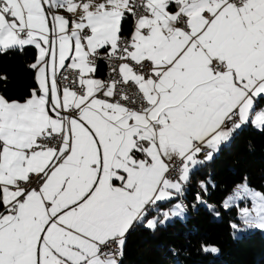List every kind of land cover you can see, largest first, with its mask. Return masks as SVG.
I'll return each instance as SVG.
<instances>
[{
    "label": "snow or ice",
    "instance_id": "snow-or-ice-1",
    "mask_svg": "<svg viewBox=\"0 0 264 264\" xmlns=\"http://www.w3.org/2000/svg\"><path fill=\"white\" fill-rule=\"evenodd\" d=\"M29 47L37 87L0 95V264H122L131 230L183 216L194 170L264 132V0H0V54ZM242 179L223 207L250 199L264 230Z\"/></svg>",
    "mask_w": 264,
    "mask_h": 264
},
{
    "label": "trees",
    "instance_id": "trees-1",
    "mask_svg": "<svg viewBox=\"0 0 264 264\" xmlns=\"http://www.w3.org/2000/svg\"><path fill=\"white\" fill-rule=\"evenodd\" d=\"M36 54L32 47L22 54L13 51L0 54V77H7L0 79V95L18 101L30 96L37 85L34 70L27 66L34 62ZM106 68V63L99 61L96 76H104ZM243 177H247L250 187L264 192V132L251 123L212 162L190 174L185 185L188 203L185 218L175 217L158 225L154 232L142 226L130 231L122 264H264V232L255 229L234 237L230 225L238 221V209L222 207ZM209 179L215 187L208 184L205 194L200 181L207 184ZM198 192L202 204L195 199ZM202 245L215 246L219 251L205 253Z\"/></svg>",
    "mask_w": 264,
    "mask_h": 264
},
{
    "label": "rangeland",
    "instance_id": "rangeland-1",
    "mask_svg": "<svg viewBox=\"0 0 264 264\" xmlns=\"http://www.w3.org/2000/svg\"><path fill=\"white\" fill-rule=\"evenodd\" d=\"M258 111H260V110H258ZM258 111H256V112H258ZM256 114V113H255ZM255 114H254V117L251 119V120H253L254 118H255ZM255 128H258L256 125H253ZM259 129V128H258ZM242 182H240L239 184H241ZM250 187V186H249ZM186 188L187 187H185L184 186V194H183V196H177V197H175V198H178L176 201H174V203L173 204H175V203H182L183 205H185L186 206V212H187V209H188V203H187V201H186V199H185V190H186ZM250 188H252V187H250ZM252 189H255V188H252ZM237 190V186L234 188V190H233V192L234 191H236ZM256 191H261V190H257V189H255ZM232 192V193H233ZM262 193H264L263 191H261ZM232 193L230 194V195H232ZM229 195V196H230ZM234 206H236L237 207V209H238V221H234L233 223H235V224H237V226H238V229H241L242 231H236V230H234V237H240L242 234H244V233H247V232H249L250 230H255V229H258V228H255V227H248V226H246L245 224H244V222L240 219V216H239V214H240V211H241V209H243L244 207H247V208H249V210L251 211V209H252V203H251V200L250 199H241V200H236L233 204H232V206L231 207H234ZM222 207H223V203H222ZM231 207H229V208H231ZM224 208V207H223ZM229 208H227V209H229ZM168 208H166L165 210H167ZM224 209H226V208H224ZM253 215H254V213H253ZM183 217V216H182ZM149 218H152V217H149ZM175 217H172L171 218V220H173ZM177 218V217H176ZM183 218H185V217H183ZM170 221V220H169ZM166 222H168V221H166ZM165 222V223H166ZM263 232H264V230H262Z\"/></svg>",
    "mask_w": 264,
    "mask_h": 264
},
{
    "label": "built area",
    "instance_id": "built-area-1",
    "mask_svg": "<svg viewBox=\"0 0 264 264\" xmlns=\"http://www.w3.org/2000/svg\"><path fill=\"white\" fill-rule=\"evenodd\" d=\"M98 62H99V60L97 61V63H98ZM104 62L106 63L107 68H106V74L104 75L103 79H106L107 76H108L109 68H108V62H107V61H104ZM59 82H61V81H60V79L58 78V83H59ZM63 83H66V81L63 82ZM171 178H172V179H175V178H176V174L173 173V175H172Z\"/></svg>",
    "mask_w": 264,
    "mask_h": 264
},
{
    "label": "crops",
    "instance_id": "crops-1",
    "mask_svg": "<svg viewBox=\"0 0 264 264\" xmlns=\"http://www.w3.org/2000/svg\"><path fill=\"white\" fill-rule=\"evenodd\" d=\"M97 78H99V79H103V77L104 76H96ZM21 102H23V101H21ZM256 113V111H254L252 114H251V116H250V121H251V119L254 117V114Z\"/></svg>",
    "mask_w": 264,
    "mask_h": 264
}]
</instances>
